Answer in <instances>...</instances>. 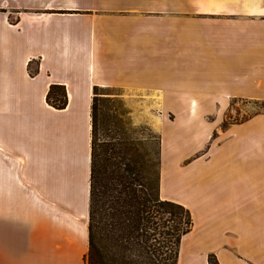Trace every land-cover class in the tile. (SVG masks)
<instances>
[{"label":"crops","instance_id":"obj_1","mask_svg":"<svg viewBox=\"0 0 264 264\" xmlns=\"http://www.w3.org/2000/svg\"><path fill=\"white\" fill-rule=\"evenodd\" d=\"M50 84L66 88L65 108L46 102ZM93 86L152 97L161 113L171 112L166 97L264 102V0H0V264H80L86 253ZM240 121L218 128L235 140L213 153L224 158L240 141L262 154L256 172L255 157H231L217 174L190 165L181 178L243 180L218 199L235 251L216 255L264 264V120ZM172 158L169 176L194 156ZM204 186L188 190L200 208L217 194Z\"/></svg>","mask_w":264,"mask_h":264},{"label":"trees","instance_id":"obj_2","mask_svg":"<svg viewBox=\"0 0 264 264\" xmlns=\"http://www.w3.org/2000/svg\"><path fill=\"white\" fill-rule=\"evenodd\" d=\"M93 86L90 103L87 253L82 264H176L194 225L190 210L160 196L161 136L137 130L119 93ZM46 102L68 95L50 84Z\"/></svg>","mask_w":264,"mask_h":264},{"label":"rangeland","instance_id":"obj_3","mask_svg":"<svg viewBox=\"0 0 264 264\" xmlns=\"http://www.w3.org/2000/svg\"><path fill=\"white\" fill-rule=\"evenodd\" d=\"M106 91L120 94L119 96L124 100V106L128 110V117H130V121L137 127L138 131L161 136L160 160L162 159L163 170L161 173L163 176L161 174V178L163 177L164 193L160 194V196L166 199L168 195L183 201L185 204L186 202L189 203L185 206L191 212L194 225L179 244L176 264H219L216 252L225 253L231 249L234 250V246L230 248L228 241L229 230L227 226H229V217L226 212H220L217 202L220 196H229L230 192L238 191L234 189V184H237L238 189L240 184H243V180L182 179L181 175L189 173L190 170L182 171L180 169H189L190 165H196V169L191 168L194 173L195 171L196 173H201L209 170V172L217 174V164L219 159L223 158L221 157L223 153L218 155L213 153L215 145L218 142L235 140H231L228 135L219 136L217 134L218 128L225 131L230 126V123H240V120L247 117L256 118L257 120L262 118L264 120V102H229L198 97H166L165 103L171 107V112L164 111V113H161L153 110L152 97L141 96L140 94H124L119 89H105L103 92ZM162 121H164L163 124ZM253 124L255 131L258 132L259 122ZM159 129L161 132H159ZM233 130L235 132L234 136L239 138L238 140L243 138L242 128L234 127ZM238 144L233 142L232 146L227 148L228 156L223 159L229 158L227 161L231 162V157H239L238 162H242L246 161V158L255 157L254 160H248L247 163H254V171L256 172L258 169L256 164L260 163V159L258 160L256 157H262V154H252L251 149L247 150L245 145L241 146L242 142L239 141ZM188 154L192 155V157L194 156V158L189 159L181 166H177V171L170 174V176L166 174V160H168V157L169 161L171 162L172 160L174 165L177 161L172 158V155L178 157ZM205 155H207V159L210 158L213 162L205 164L204 161H207L204 157ZM80 164L77 169L79 172L82 169ZM27 174L38 178H52L51 171L48 168H41L38 171L30 168L27 170ZM73 177H75L74 173L71 178L73 179ZM214 177L216 178V176ZM80 178L77 176L78 180ZM204 182H209L217 190V194L200 208L189 202L188 190L189 187L196 191L204 189ZM83 257H81L80 264L83 263Z\"/></svg>","mask_w":264,"mask_h":264}]
</instances>
